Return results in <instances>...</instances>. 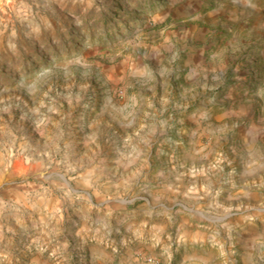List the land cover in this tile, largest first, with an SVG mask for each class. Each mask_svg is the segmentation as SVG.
<instances>
[{
    "label": "rangeland",
    "instance_id": "1",
    "mask_svg": "<svg viewBox=\"0 0 264 264\" xmlns=\"http://www.w3.org/2000/svg\"><path fill=\"white\" fill-rule=\"evenodd\" d=\"M251 148L264 0H0V264L47 231L63 264H232L264 247Z\"/></svg>",
    "mask_w": 264,
    "mask_h": 264
},
{
    "label": "crops",
    "instance_id": "2",
    "mask_svg": "<svg viewBox=\"0 0 264 264\" xmlns=\"http://www.w3.org/2000/svg\"><path fill=\"white\" fill-rule=\"evenodd\" d=\"M251 158L249 160V169L248 170H244L242 176H240L239 178V192L240 194H237V198H242L243 196L247 195V194H251L252 196H255V194L257 195V193H247V186L245 185L246 182L248 181H255L257 180L261 174L262 171L264 170V160L262 158H259L257 153H255L254 148H251ZM263 194L264 193H260ZM237 207V206H236ZM237 208H240L243 210V212L250 211V210H256V211H262L264 212V208L262 207H255L253 208L252 206H238ZM209 227L212 226V222L208 219L205 220ZM208 227V226H205ZM251 230V232H249L248 235L252 234V230L253 227L251 226L249 228ZM212 231L208 232V233H204L199 230H195L192 232V234H190L189 236V242L192 241H198V239H204V237H207L208 242L211 243H216L213 242L216 238L213 234ZM50 231H47V237H34L30 240H26V243L24 244L26 247V252L23 256V261L19 262V264H63L62 260H64L65 255V248L63 245L61 244H54L52 243V239L51 237H49L50 235ZM206 235V236H204ZM188 237V236H187ZM239 239H237L236 241V245H239V249H243V250H238V249H234V251H239L240 254L237 256H234L232 258H230L232 264H264V247H263V243L261 242L258 246V248L255 250V247H251L249 248V250H247L248 252H246V239L245 237H243V235H239L238 237ZM244 238V239H243ZM188 239V238H187ZM213 239V240H212ZM73 247H76V243H72ZM78 247L79 244H77ZM242 246V247H241ZM73 251H75V248L72 249ZM71 251V250H70ZM74 255V254H73ZM75 256V255H74ZM233 256V254H232ZM247 257V258H246ZM98 258V256L96 255H90L89 257V264H94V262L96 261V259ZM225 257L222 256L220 257H213L212 259H210V263L208 264H225L226 261L224 259ZM86 262H82V260H79V264H83Z\"/></svg>",
    "mask_w": 264,
    "mask_h": 264
},
{
    "label": "built area",
    "instance_id": "3",
    "mask_svg": "<svg viewBox=\"0 0 264 264\" xmlns=\"http://www.w3.org/2000/svg\"><path fill=\"white\" fill-rule=\"evenodd\" d=\"M151 261V260H150Z\"/></svg>",
    "mask_w": 264,
    "mask_h": 264
}]
</instances>
